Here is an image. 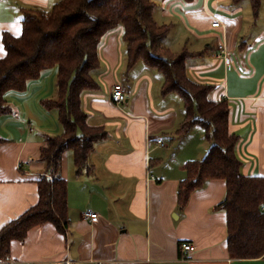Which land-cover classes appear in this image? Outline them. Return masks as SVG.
<instances>
[{
	"label": "crops",
	"instance_id": "crops-1",
	"mask_svg": "<svg viewBox=\"0 0 264 264\" xmlns=\"http://www.w3.org/2000/svg\"><path fill=\"white\" fill-rule=\"evenodd\" d=\"M58 1L0 0V57L7 53L4 33L21 35L25 9L49 10ZM161 14L176 18L184 36L180 49L164 46L188 51L189 77L212 85L210 98L227 100L241 172L264 177V0L257 13L250 0H162ZM169 25L171 31L174 23ZM220 45L231 60L217 57ZM99 53V90L84 92L82 107L87 122L106 136L95 142L80 174L72 150L62 154L67 227L60 232L46 222L30 228L24 240L10 242L9 257L0 264H264V255L229 254L227 216L219 206L224 179L207 180L183 208L178 205L186 162L202 159L210 147L199 124L178 134L186 115L182 97L162 93L164 77L155 67L142 60L127 66L122 27L104 36ZM55 76L56 70H47L25 90L6 95L10 110L0 113V230L38 202L37 181L50 174L41 148L62 127L57 111L42 100L56 96ZM116 82L126 90L122 103L111 99ZM88 210L97 218L86 217ZM185 242L194 249L183 250Z\"/></svg>",
	"mask_w": 264,
	"mask_h": 264
},
{
	"label": "trees",
	"instance_id": "trees-1",
	"mask_svg": "<svg viewBox=\"0 0 264 264\" xmlns=\"http://www.w3.org/2000/svg\"><path fill=\"white\" fill-rule=\"evenodd\" d=\"M239 2L241 0H234ZM262 0H250L255 13ZM155 0H59L49 10L25 9L19 36L4 33L7 51L0 57V113L10 110L6 95L23 91L31 80L56 68V96L42 100L55 109L62 127L49 135L41 148L49 175H41L38 202L0 230V260L9 257L10 242L24 240L30 228L46 222L64 232L68 224L67 183L59 175L62 154L72 150L80 174L87 166L96 141L106 136L102 127L91 126L82 107L84 92L99 83L93 71L101 64L100 45L104 36L122 27L127 46V66L139 60L158 69L164 77L162 93H178L184 102L185 119L181 135L194 124L201 125L210 142L202 159L186 162V177L178 188V205L183 208L190 194L207 180L222 178L226 193L219 206L227 216V245L231 257L258 258L264 255V177L244 175L235 147L238 135L228 128L226 99L210 98L213 86L189 77L188 51L174 53L159 43L170 30L169 24L154 19Z\"/></svg>",
	"mask_w": 264,
	"mask_h": 264
},
{
	"label": "rangeland",
	"instance_id": "rangeland-1",
	"mask_svg": "<svg viewBox=\"0 0 264 264\" xmlns=\"http://www.w3.org/2000/svg\"><path fill=\"white\" fill-rule=\"evenodd\" d=\"M157 6L156 8L154 9V18L155 20L157 21L158 24H169V23H174V27L173 29H171V31H169V33H167L164 37H162L160 40H159V43H161L162 45H168V44H171L173 43V45L177 48V49H180L182 47L181 45V41L182 39H184L183 35H181V30L178 26V23L177 21L175 20L176 18L174 17H163L162 14H161V4H162V0H155ZM180 25V24H179ZM118 28H121L120 27H117ZM56 70L55 67H53L52 69L48 70L49 73H54ZM102 70V68H98L96 70L93 71V75L94 77L98 75V73ZM56 88V87H54ZM103 89V88H102ZM99 90V89H98ZM55 92H56V89H55ZM54 92V94H55ZM53 94V95H54ZM111 95V93H110ZM124 102V101H123ZM52 112L56 113L55 110H52ZM199 127V126H198ZM201 128V127H199ZM205 138V137H204ZM67 152H69V154H72L71 150H67Z\"/></svg>",
	"mask_w": 264,
	"mask_h": 264
},
{
	"label": "built area",
	"instance_id": "built-area-1",
	"mask_svg": "<svg viewBox=\"0 0 264 264\" xmlns=\"http://www.w3.org/2000/svg\"><path fill=\"white\" fill-rule=\"evenodd\" d=\"M220 24V22L218 20H215L214 22H212L213 26H218ZM217 57H223L226 61L231 60L230 56L228 55L225 47L223 45L219 46V53L217 54ZM111 99L113 102L115 103H122L123 101H125L126 99V90L124 89V86L122 85V83L120 82H116L113 87H112V92H111ZM161 145H164L163 142H161ZM262 209L264 210V205L262 206ZM97 212L92 211V210H88L85 212V216L89 217L90 219H95L97 218ZM182 249L183 250H193L194 246L189 243V242H185L182 244ZM3 264H11V262L6 261ZM67 264H71L70 262H67Z\"/></svg>",
	"mask_w": 264,
	"mask_h": 264
}]
</instances>
